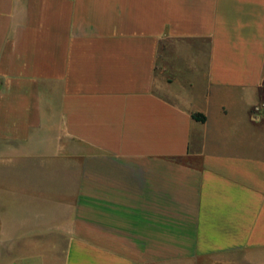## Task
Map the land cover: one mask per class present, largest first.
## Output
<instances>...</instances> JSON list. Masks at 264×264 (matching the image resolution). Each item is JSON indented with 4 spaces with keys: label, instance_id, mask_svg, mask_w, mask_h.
Returning <instances> with one entry per match:
<instances>
[{
    "label": "crops",
    "instance_id": "obj_1",
    "mask_svg": "<svg viewBox=\"0 0 264 264\" xmlns=\"http://www.w3.org/2000/svg\"><path fill=\"white\" fill-rule=\"evenodd\" d=\"M213 263L264 264V0H0V264Z\"/></svg>",
    "mask_w": 264,
    "mask_h": 264
},
{
    "label": "trees",
    "instance_id": "obj_2",
    "mask_svg": "<svg viewBox=\"0 0 264 264\" xmlns=\"http://www.w3.org/2000/svg\"><path fill=\"white\" fill-rule=\"evenodd\" d=\"M193 119H195L196 121H199V122H205L206 121V117L202 114H194Z\"/></svg>",
    "mask_w": 264,
    "mask_h": 264
},
{
    "label": "rangeland",
    "instance_id": "obj_3",
    "mask_svg": "<svg viewBox=\"0 0 264 264\" xmlns=\"http://www.w3.org/2000/svg\"><path fill=\"white\" fill-rule=\"evenodd\" d=\"M214 264V263H213Z\"/></svg>",
    "mask_w": 264,
    "mask_h": 264
}]
</instances>
